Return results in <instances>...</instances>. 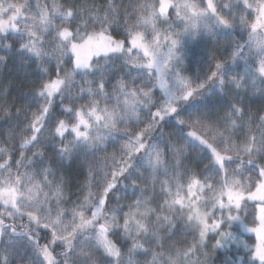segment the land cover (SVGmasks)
<instances>
[{
  "label": "snow or ice",
  "instance_id": "snow-or-ice-1",
  "mask_svg": "<svg viewBox=\"0 0 264 264\" xmlns=\"http://www.w3.org/2000/svg\"><path fill=\"white\" fill-rule=\"evenodd\" d=\"M0 264H264V0H0Z\"/></svg>",
  "mask_w": 264,
  "mask_h": 264
}]
</instances>
